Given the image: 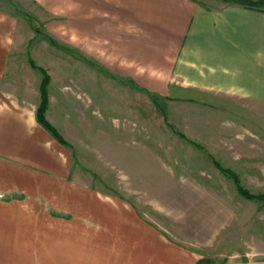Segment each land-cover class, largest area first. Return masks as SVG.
<instances>
[{"label":"rangeland","instance_id":"374dc122","mask_svg":"<svg viewBox=\"0 0 264 264\" xmlns=\"http://www.w3.org/2000/svg\"><path fill=\"white\" fill-rule=\"evenodd\" d=\"M0 12L12 15L18 24L15 92L26 81L29 96L39 98L42 75L30 67V55L51 76L49 122L73 156L69 178L52 183L49 174L0 157V188L2 178L23 167L31 169L23 173L41 176L42 186H48L47 195L9 205L2 204L6 195L0 189V264L6 263L7 248L67 255L71 251L67 245L46 244L39 250L33 239L23 245L21 238L59 237L64 231L60 222L81 219L76 205L105 204V193L131 206L157 232L163 242L158 246L159 264L168 259L173 264H194L202 258L216 263L242 261L245 256L264 258L261 203L242 198L206 153L170 127L238 173L249 190L264 193V104L180 93L163 102V116L140 87L105 74V68L111 73L105 62L143 67L142 60L125 52L107 51L111 46L105 27L115 25L105 0H0ZM34 28L41 33L36 39ZM47 32L77 51L52 47L43 39ZM126 35L136 37L130 31ZM93 61L103 71L87 63ZM13 180L14 186L20 184L16 176Z\"/></svg>","mask_w":264,"mask_h":264},{"label":"crops","instance_id":"0c3cea01","mask_svg":"<svg viewBox=\"0 0 264 264\" xmlns=\"http://www.w3.org/2000/svg\"><path fill=\"white\" fill-rule=\"evenodd\" d=\"M105 6L115 25L105 27L113 47L107 51L125 52L143 62V67L132 68L105 62L111 73L128 77L167 100L195 92L264 104V13L222 0H105ZM17 25L12 15L0 12V157L49 174L51 183L61 182L72 173L73 156L37 122L40 95L30 97L26 81L14 90ZM129 31L136 37L129 39ZM51 107L52 101L46 114L49 121ZM23 171L31 169L23 167L1 179L0 189L6 195L2 204L47 195L41 176ZM59 190L55 186V193ZM76 212L83 213L81 219L60 222L64 231L59 237L21 238L23 245L33 239L39 250L46 244L67 245L71 248L67 255L7 248L5 264H45L47 260L53 264H159L158 246L163 242L125 202L105 193V204L76 205ZM40 225L46 229L45 222ZM167 261L173 264L172 259ZM212 264H264V258L245 256L242 261Z\"/></svg>","mask_w":264,"mask_h":264},{"label":"trees","instance_id":"16d2710c","mask_svg":"<svg viewBox=\"0 0 264 264\" xmlns=\"http://www.w3.org/2000/svg\"><path fill=\"white\" fill-rule=\"evenodd\" d=\"M223 2L230 4V5H238L241 6L245 9L255 11V12H261L264 13V0H222ZM34 33H35V38L36 39L41 33L38 28H34ZM52 47L58 48V49H63L65 52L68 53H75L77 50L71 47L66 46L65 44H62L59 42L57 39H55L51 34L48 32L44 34V38ZM34 41V40H33ZM30 44H32V42ZM91 66L100 69L103 71L101 66H99L96 62H87ZM29 64L30 67L33 70H37L40 72L42 75V80H41V85H40V104L37 108L36 111V120L37 122L45 128L59 143H61L63 146H67V143L65 142L64 138L60 135V133L57 131V129L49 122V120L46 117L47 111L49 109L50 105V99H49V86L51 84V76L49 75L48 71L44 69L43 67H40L37 65V63L31 58L29 55ZM105 74L109 75L113 79H118L121 80L122 82H127L125 84H130L133 87L140 89L139 86L132 80H126L124 78H118L114 74H111L108 70L105 68ZM141 91L145 92L148 97L151 99V101L156 105V107L163 113V116L166 115L165 111V104L163 103L165 98L160 97L157 94H152L144 89H140ZM162 103V105H161ZM173 129V132L177 134V136L189 143H191L195 148L203 151L206 153L209 158L211 159L213 165L219 170L221 174H223L225 177H227L229 180H231L236 188L237 193L244 198L245 200L248 201H255L259 202L262 205V209L264 211V193H254L251 190H249L245 185L243 184L241 176L236 173L234 170H231L229 168H226L225 166L222 165V163L216 159L210 152L202 145L193 142L189 140L183 133L174 130L172 126H170ZM213 262L210 260H200L196 264H212Z\"/></svg>","mask_w":264,"mask_h":264}]
</instances>
